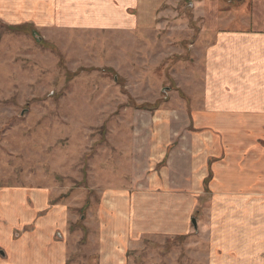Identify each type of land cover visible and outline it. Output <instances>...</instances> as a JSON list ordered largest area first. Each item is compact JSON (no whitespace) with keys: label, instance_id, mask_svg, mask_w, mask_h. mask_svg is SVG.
<instances>
[{"label":"rangeland","instance_id":"rangeland-1","mask_svg":"<svg viewBox=\"0 0 264 264\" xmlns=\"http://www.w3.org/2000/svg\"><path fill=\"white\" fill-rule=\"evenodd\" d=\"M195 2L177 0L151 33L44 26L0 0V264H214ZM176 192L194 201L195 226L149 231Z\"/></svg>","mask_w":264,"mask_h":264},{"label":"crops","instance_id":"crops-1","mask_svg":"<svg viewBox=\"0 0 264 264\" xmlns=\"http://www.w3.org/2000/svg\"><path fill=\"white\" fill-rule=\"evenodd\" d=\"M3 1L11 6V17L44 26L151 33L174 17L177 2ZM218 1L226 3L222 14H216ZM195 4L200 19V45L194 51L200 59V107L194 114L200 146L195 149L200 150V214L216 246L213 263L264 264V0H196ZM193 149L187 151L189 156ZM170 196L161 208L163 220L149 231L187 234L195 203L183 192ZM3 207L12 209L13 204L7 199ZM133 217L138 224V213ZM3 242L12 250L14 244L6 236ZM20 252L27 261L24 250Z\"/></svg>","mask_w":264,"mask_h":264},{"label":"water","instance_id":"water-1","mask_svg":"<svg viewBox=\"0 0 264 264\" xmlns=\"http://www.w3.org/2000/svg\"><path fill=\"white\" fill-rule=\"evenodd\" d=\"M192 224L195 226V220L194 219H192ZM0 254H3V252L2 251H0Z\"/></svg>","mask_w":264,"mask_h":264}]
</instances>
